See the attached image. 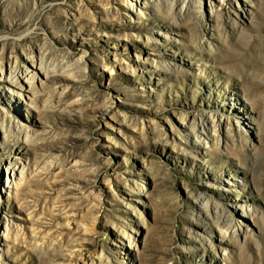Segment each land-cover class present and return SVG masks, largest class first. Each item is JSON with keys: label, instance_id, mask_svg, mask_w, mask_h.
<instances>
[{"label": "rangeland", "instance_id": "1", "mask_svg": "<svg viewBox=\"0 0 264 264\" xmlns=\"http://www.w3.org/2000/svg\"><path fill=\"white\" fill-rule=\"evenodd\" d=\"M0 264H264V0H0Z\"/></svg>", "mask_w": 264, "mask_h": 264}]
</instances>
